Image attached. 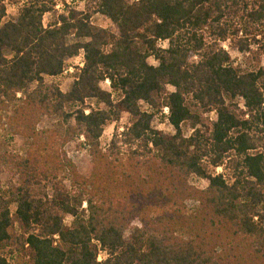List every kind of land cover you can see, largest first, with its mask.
<instances>
[{"label": "trees", "instance_id": "obj_1", "mask_svg": "<svg viewBox=\"0 0 264 264\" xmlns=\"http://www.w3.org/2000/svg\"><path fill=\"white\" fill-rule=\"evenodd\" d=\"M80 2L0 0V264H264V0Z\"/></svg>", "mask_w": 264, "mask_h": 264}, {"label": "rangeland", "instance_id": "obj_2", "mask_svg": "<svg viewBox=\"0 0 264 264\" xmlns=\"http://www.w3.org/2000/svg\"><path fill=\"white\" fill-rule=\"evenodd\" d=\"M67 4L70 6H75L79 9H83L84 8V4L83 2L80 3H76V0H66ZM60 5V4H59ZM61 8H58V10ZM19 12V5H13V4H8L7 5V18L8 19H13L17 16ZM51 16V15H50ZM49 19V16L47 17V20ZM93 22L102 28L105 29H110L112 30L114 33H118L116 27L106 18L100 16V15H96L93 18ZM159 46L161 48H166L167 47V42L166 43H160ZM231 55L234 59H241V56H239L237 53H233L231 52ZM83 62H84V57L83 55H80L79 57L72 59L71 61L68 62L67 64V69L64 72V74L58 78H53V79H47L46 80V84L47 85H52L55 84L56 86H58L64 93L68 92L71 90L73 83L75 81L76 78V74H78V69H81L83 66ZM149 64L153 65V66H157L156 61H154L153 59L149 60ZM101 89L103 91L106 92H111L110 89V83L108 81L104 82L101 84ZM169 92L173 91V88H168ZM116 100V99H115ZM90 105L92 108L97 109L98 107L96 106L95 102H90ZM143 110L145 111H149V108L142 104ZM164 115L162 116H156L152 122V128L156 131L162 132L164 134L167 135H173L175 133V131L173 130V128L169 125L168 120H167V110H164ZM206 119H208V123L212 124L216 117L214 114L208 115L206 117ZM46 123V122H45ZM44 123V126H46ZM129 124V117L127 115H124L122 117V119L120 120L119 123L117 124H113L111 126H109L104 133L103 139H102V143L103 146H107L109 144V142L112 139L113 134L115 133V129H118V132L121 134L124 132V130L126 129V127ZM49 125V123H48ZM205 130V129H204ZM203 130V132H204ZM185 136H190L192 134L191 129H189L188 127L185 129ZM3 136L0 135V139ZM5 143H3L2 148L6 149L10 152H15V151H20L23 148L24 143L22 142V140L16 139L15 141H10L9 139L7 140V138L4 140ZM66 152L68 154V156L73 160V162L76 164L78 170L80 173H82L83 175H89L90 171H91V164H90V158L87 154V152L83 149H81L77 142H72L71 144H69L66 147ZM217 173H221V170H217ZM6 181H5V187L7 186H11V183H14V179L10 176L6 175ZM190 185L192 187L197 188L198 190H205L207 189L208 182L204 179H197V178H191L189 181ZM13 211H15V208L13 207L12 209ZM66 221V225H71L73 218L71 217H66L65 219ZM105 258L104 255H101L99 260L102 261Z\"/></svg>", "mask_w": 264, "mask_h": 264}, {"label": "built area", "instance_id": "obj_3", "mask_svg": "<svg viewBox=\"0 0 264 264\" xmlns=\"http://www.w3.org/2000/svg\"><path fill=\"white\" fill-rule=\"evenodd\" d=\"M83 66H84V62H83ZM83 66H82V68H83ZM167 110V109H166ZM167 113H168V111H167Z\"/></svg>", "mask_w": 264, "mask_h": 264}]
</instances>
